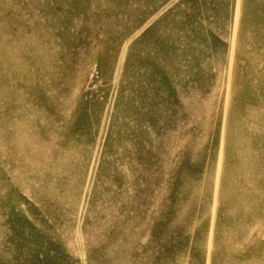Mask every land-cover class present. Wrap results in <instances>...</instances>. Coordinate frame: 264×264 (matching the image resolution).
Masks as SVG:
<instances>
[{"label": "rangeland", "instance_id": "374dc122", "mask_svg": "<svg viewBox=\"0 0 264 264\" xmlns=\"http://www.w3.org/2000/svg\"><path fill=\"white\" fill-rule=\"evenodd\" d=\"M0 264H264V0H0Z\"/></svg>", "mask_w": 264, "mask_h": 264}]
</instances>
